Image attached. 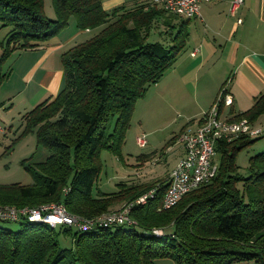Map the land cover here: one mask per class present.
Here are the masks:
<instances>
[{
  "label": "trees",
  "instance_id": "16d2710c",
  "mask_svg": "<svg viewBox=\"0 0 264 264\" xmlns=\"http://www.w3.org/2000/svg\"><path fill=\"white\" fill-rule=\"evenodd\" d=\"M104 1L51 0L55 17L49 19L43 0H0L2 27H11L1 45L0 69L14 51L57 36L70 18L78 30L99 29L61 55L63 82L57 95L21 117L22 135L34 132L37 148L48 155L40 162L29 163L32 157L22 162L32 184L0 185V206L62 203L70 214L94 218L152 188L155 198L132 208L135 226L76 231L27 221L18 222L17 230L0 225V264H155L157 259L175 264H264V152L249 158L247 177L235 164L238 152L261 136L219 142L216 176L169 210L158 211L167 180L120 184L115 193L94 194L100 152L120 157L134 104L174 65L188 38V19L150 4L108 12ZM173 21H179L174 33ZM159 22L167 43L146 42ZM5 77L0 75V83ZM263 115L264 93L250 109L230 119L256 123ZM154 228L164 229L163 235H153ZM60 235L71 236L72 248L60 247Z\"/></svg>",
  "mask_w": 264,
  "mask_h": 264
},
{
  "label": "crops",
  "instance_id": "0c3cea01",
  "mask_svg": "<svg viewBox=\"0 0 264 264\" xmlns=\"http://www.w3.org/2000/svg\"><path fill=\"white\" fill-rule=\"evenodd\" d=\"M231 2L215 0L202 4L200 16L186 20L187 50L179 54L174 65L154 85L153 91L162 92L160 87L168 79L169 96L193 97V102L188 103L189 114L183 115L189 123L172 138L173 144L180 145L175 165L183 156L180 137L196 129L224 85L227 84L232 97V105L223 109L229 118L250 109L254 99L264 93V0H243L234 13L230 12ZM134 4L151 5V0H106L103 9L109 12L120 6L131 8ZM178 22L173 21L172 33L177 31ZM92 31L78 30L70 18L68 26L57 36L24 51L27 55L33 53L34 59L21 64L25 88L18 94L28 90L25 100L29 108L57 95L63 82L61 55L76 42L86 41L83 36ZM168 175L169 171L157 180L163 177L167 180Z\"/></svg>",
  "mask_w": 264,
  "mask_h": 264
},
{
  "label": "rangeland",
  "instance_id": "374dc122",
  "mask_svg": "<svg viewBox=\"0 0 264 264\" xmlns=\"http://www.w3.org/2000/svg\"><path fill=\"white\" fill-rule=\"evenodd\" d=\"M43 10L49 19H54L51 0H43ZM10 29L11 27H2L0 21V56L1 45L4 44ZM160 31H163V25L159 22L149 31L146 42L167 43V33L164 31L160 33ZM97 33L98 29L93 30L90 34L83 36V39H89ZM187 47L184 48L183 53ZM27 56L28 59H26ZM31 59H34L33 53L27 55L24 51H14L1 64L0 75H6V77L0 83V127L2 129L0 132V185L32 184L33 179L29 172L23 168L22 162L29 160L30 157L32 159L29 160V163L40 162L48 155L46 149L37 148L34 132L22 135L24 125L21 126V117L32 108H29L27 100H25L28 90L26 93L18 94L25 88L24 66L21 64L23 61L30 62ZM160 88H162V92L160 89L155 92L153 91L154 85L150 86L145 96L134 104L130 127L126 132L120 157L114 156L106 150L100 152L101 169L97 183L94 185V194L96 191L103 194L115 193L120 189V184H149L164 176V173L168 171L170 173L175 167L180 145L173 144L172 138L183 125L189 123L183 115L189 114L191 106L188 103L193 102V97L175 99L173 96H169L168 79L163 81ZM256 125L264 127V115L259 118ZM142 137L145 138L146 144L140 147L136 139ZM262 152H264V135L238 152L235 157L238 173L247 177L249 158ZM219 159L220 155L216 153L213 160L217 165ZM164 178L166 177L161 180H165ZM238 187L240 188L241 184ZM125 204L117 205L111 211L103 214L119 210ZM134 222L136 224V221ZM0 225L12 230L19 228V223L15 222L0 223ZM155 229L164 232L162 228ZM58 243L61 248H72L71 236L60 235ZM155 264H175V262L171 259H157ZM251 264L254 263L251 262Z\"/></svg>",
  "mask_w": 264,
  "mask_h": 264
},
{
  "label": "built area",
  "instance_id": "2783aa9c",
  "mask_svg": "<svg viewBox=\"0 0 264 264\" xmlns=\"http://www.w3.org/2000/svg\"><path fill=\"white\" fill-rule=\"evenodd\" d=\"M215 0H151V5L157 6L165 12L180 16L184 19H195L200 16L202 4ZM243 0H232L230 12L234 13ZM232 105V97L227 84L219 91L211 107L200 118L194 131L184 133L179 142L183 149V156L169 173L167 185L161 199L158 211L169 210L174 207L186 194L197 190L212 181L216 176L218 165L213 158L216 145L219 142L230 143L241 136L256 138L264 135V127L257 126L247 119L233 121L222 109ZM2 131L0 127V132ZM140 147L145 146L144 137L136 139ZM156 189L139 196L126 203L119 210L103 214L95 218H85L70 214L62 203L42 204L37 207L17 208L14 206H0V222H33L52 228L69 227L76 231H90L95 228H107L120 225L135 226L130 213L134 206H144L155 198ZM153 235L160 237L161 231L152 230Z\"/></svg>",
  "mask_w": 264,
  "mask_h": 264
},
{
  "label": "water",
  "instance_id": "95a60500",
  "mask_svg": "<svg viewBox=\"0 0 264 264\" xmlns=\"http://www.w3.org/2000/svg\"><path fill=\"white\" fill-rule=\"evenodd\" d=\"M144 235H145V236H149V233L145 232Z\"/></svg>",
  "mask_w": 264,
  "mask_h": 264
}]
</instances>
